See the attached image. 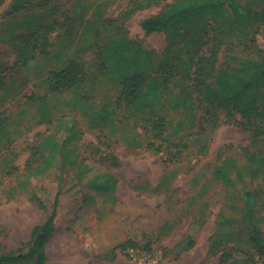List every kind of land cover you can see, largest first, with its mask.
<instances>
[{
    "label": "rangeland",
    "instance_id": "rangeland-1",
    "mask_svg": "<svg viewBox=\"0 0 264 264\" xmlns=\"http://www.w3.org/2000/svg\"><path fill=\"white\" fill-rule=\"evenodd\" d=\"M175 1L0 0V212L15 207L16 173L37 163L43 171V165H50L44 161L50 151L63 154L67 148L53 146L54 137H76L65 123L73 97L64 92H99V106L109 104L114 121L121 125L120 151H126L123 136L162 146L159 156L146 158L140 149L139 156L128 157L125 172L134 183L160 176L165 189L160 195L141 193L135 207L120 204L122 217L129 215L137 226L144 223L152 229L137 233V247L122 249L124 259L140 264L127 253L134 250L156 257L159 264H221L224 254L230 256L226 264H264L251 241L253 225L264 239V169L254 174L257 166L249 161V154H264L263 139L253 137L257 121L264 130V118L243 119L224 108L213 109L207 117L198 108L140 112L121 99L126 77L154 74L161 66L167 36L147 34L142 22ZM186 31L194 29L188 26ZM215 44L220 62L227 61V49L233 55L258 58L264 54V24L207 39L204 49ZM137 45L153 54V64L140 58ZM72 61L83 66V80L70 90L55 92L57 74ZM159 117L165 119L166 141L153 130ZM59 165L56 160L51 166ZM4 188H11L10 194ZM26 224L0 222L3 251L28 252L31 229ZM74 229L78 225L66 231ZM197 240L198 248L191 252Z\"/></svg>",
    "mask_w": 264,
    "mask_h": 264
},
{
    "label": "crops",
    "instance_id": "crops-1",
    "mask_svg": "<svg viewBox=\"0 0 264 264\" xmlns=\"http://www.w3.org/2000/svg\"><path fill=\"white\" fill-rule=\"evenodd\" d=\"M66 94L73 100L69 101L71 113L65 123L75 130L76 137L62 141L54 137L53 146L67 148L63 154L50 151L44 158L50 165H43V171L37 163L16 173L15 207L1 210L0 222H27L25 227L31 229L32 238L33 230L56 212V229L46 249L50 263L129 264L122 249L135 244L137 233H150L152 229L144 223L137 226L129 215L122 217L120 204L135 207L141 193L160 195L165 185L160 176L134 183L125 172L131 161L128 157L139 156L136 151L140 149L146 158L159 153L151 148L152 140L125 136L122 140L126 151H120L117 143L121 125L114 121L109 104L99 106V92ZM56 160L60 162L59 169L51 166ZM4 189L5 194H10L11 188ZM75 224L78 230L66 231ZM197 248L198 240L190 251Z\"/></svg>",
    "mask_w": 264,
    "mask_h": 264
},
{
    "label": "trees",
    "instance_id": "trees-1",
    "mask_svg": "<svg viewBox=\"0 0 264 264\" xmlns=\"http://www.w3.org/2000/svg\"><path fill=\"white\" fill-rule=\"evenodd\" d=\"M259 24H264V0H176L168 4L157 16L142 22L147 34H166L168 47L163 62L154 74L134 73L126 77L122 101L140 112L154 113L159 109L191 112L198 108L207 113V117L213 109L224 108L229 113L236 112L243 119L262 121L264 54L253 58L233 55L227 49L223 54L227 61L220 62L218 44L208 51L204 49L207 39L217 40L231 33H245ZM188 26L193 27V33L186 31ZM210 30L214 36H211ZM123 41L117 43L126 45L122 44ZM137 50L140 58H147L153 64L151 52L139 45ZM82 67L76 61L70 62L57 74L54 91L63 92L78 86L83 80L79 76ZM164 125L163 117L154 120L153 130L157 132V137H164ZM261 125L257 121L253 137L264 141ZM150 145L160 153L161 145L155 142ZM249 161L257 166L252 170L254 174L264 169V154H249ZM250 197L251 194H247V198ZM41 207L44 208L43 204ZM55 215L56 212H53L44 224L33 230L25 254L19 250L6 253L0 246V264H52L46 249L56 229ZM251 241L264 258V239L254 225ZM133 246L138 245L135 243ZM222 258L221 264H226L230 256L224 254Z\"/></svg>",
    "mask_w": 264,
    "mask_h": 264
},
{
    "label": "built area",
    "instance_id": "built-area-1",
    "mask_svg": "<svg viewBox=\"0 0 264 264\" xmlns=\"http://www.w3.org/2000/svg\"><path fill=\"white\" fill-rule=\"evenodd\" d=\"M130 254L132 258H134L135 261H138L140 264H159V260L150 255V254H139L136 253L134 250H128L127 252ZM264 262V260H262Z\"/></svg>",
    "mask_w": 264,
    "mask_h": 264
},
{
    "label": "bare ground",
    "instance_id": "bare-ground-1",
    "mask_svg": "<svg viewBox=\"0 0 264 264\" xmlns=\"http://www.w3.org/2000/svg\"><path fill=\"white\" fill-rule=\"evenodd\" d=\"M151 163V162H150ZM145 165V164H144ZM151 165H153V164H151ZM125 166V165H124ZM130 166V165H129ZM154 168H155V166H154ZM144 170V169H143ZM154 170V169H153ZM154 172V171H153Z\"/></svg>",
    "mask_w": 264,
    "mask_h": 264
}]
</instances>
